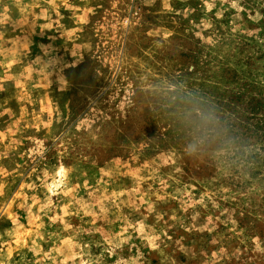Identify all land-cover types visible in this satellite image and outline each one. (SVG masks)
I'll return each mask as SVG.
<instances>
[{
	"label": "rangeland",
	"instance_id": "obj_1",
	"mask_svg": "<svg viewBox=\"0 0 264 264\" xmlns=\"http://www.w3.org/2000/svg\"><path fill=\"white\" fill-rule=\"evenodd\" d=\"M0 0V264H264V0Z\"/></svg>",
	"mask_w": 264,
	"mask_h": 264
},
{
	"label": "clouds",
	"instance_id": "obj_2",
	"mask_svg": "<svg viewBox=\"0 0 264 264\" xmlns=\"http://www.w3.org/2000/svg\"><path fill=\"white\" fill-rule=\"evenodd\" d=\"M237 5H236V2H235V0H233V7H236Z\"/></svg>",
	"mask_w": 264,
	"mask_h": 264
}]
</instances>
